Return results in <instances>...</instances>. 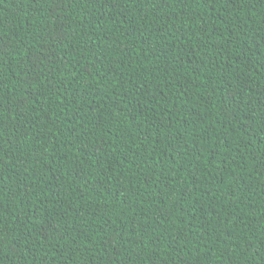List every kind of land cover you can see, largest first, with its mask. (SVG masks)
Returning <instances> with one entry per match:
<instances>
[{
  "label": "trees",
  "instance_id": "1",
  "mask_svg": "<svg viewBox=\"0 0 264 264\" xmlns=\"http://www.w3.org/2000/svg\"><path fill=\"white\" fill-rule=\"evenodd\" d=\"M0 264H264V0H0Z\"/></svg>",
  "mask_w": 264,
  "mask_h": 264
}]
</instances>
